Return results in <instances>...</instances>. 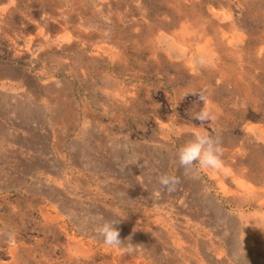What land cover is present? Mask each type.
I'll return each mask as SVG.
<instances>
[{
	"label": "rangeland",
	"instance_id": "374dc122",
	"mask_svg": "<svg viewBox=\"0 0 264 264\" xmlns=\"http://www.w3.org/2000/svg\"><path fill=\"white\" fill-rule=\"evenodd\" d=\"M0 264H264V0H0Z\"/></svg>",
	"mask_w": 264,
	"mask_h": 264
},
{
	"label": "clouds",
	"instance_id": "9594fccd",
	"mask_svg": "<svg viewBox=\"0 0 264 264\" xmlns=\"http://www.w3.org/2000/svg\"><path fill=\"white\" fill-rule=\"evenodd\" d=\"M201 99H203L202 96ZM192 118L201 124L214 119L207 107L194 113ZM222 151L218 138L207 132L195 131L192 133L191 138L178 149L176 159L179 167L183 170L184 177L195 179L198 170H216L221 167ZM180 182L179 177L168 173L157 178V183L161 189L169 193L176 191ZM96 220L98 223L95 231L105 245L112 247L123 245L119 229L115 226L119 223L118 220L105 219L100 214H97Z\"/></svg>",
	"mask_w": 264,
	"mask_h": 264
},
{
	"label": "crops",
	"instance_id": "0c3cea01",
	"mask_svg": "<svg viewBox=\"0 0 264 264\" xmlns=\"http://www.w3.org/2000/svg\"><path fill=\"white\" fill-rule=\"evenodd\" d=\"M177 190V189H176Z\"/></svg>",
	"mask_w": 264,
	"mask_h": 264
}]
</instances>
